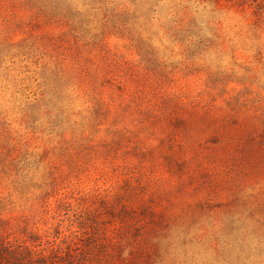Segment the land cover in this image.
Masks as SVG:
<instances>
[{
    "label": "rangeland",
    "instance_id": "374dc122",
    "mask_svg": "<svg viewBox=\"0 0 264 264\" xmlns=\"http://www.w3.org/2000/svg\"><path fill=\"white\" fill-rule=\"evenodd\" d=\"M88 212L143 264H264V0H0V235Z\"/></svg>",
    "mask_w": 264,
    "mask_h": 264
},
{
    "label": "trees",
    "instance_id": "16d2710c",
    "mask_svg": "<svg viewBox=\"0 0 264 264\" xmlns=\"http://www.w3.org/2000/svg\"><path fill=\"white\" fill-rule=\"evenodd\" d=\"M101 220L90 212L79 219V233L83 238L72 247L70 243L63 245L54 239L44 241L31 229L13 238L10 233L1 234L0 264H143L141 258L150 255L145 247L131 248L128 256L124 255L126 242L108 232Z\"/></svg>",
    "mask_w": 264,
    "mask_h": 264
}]
</instances>
